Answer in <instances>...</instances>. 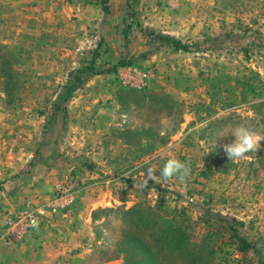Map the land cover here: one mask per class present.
Masks as SVG:
<instances>
[{
    "label": "rangeland",
    "instance_id": "374dc122",
    "mask_svg": "<svg viewBox=\"0 0 264 264\" xmlns=\"http://www.w3.org/2000/svg\"><path fill=\"white\" fill-rule=\"evenodd\" d=\"M106 6L101 28L93 27L73 52V64H43L35 34L0 26V151H33L70 170L81 163L79 173L92 171L90 180L116 193L118 201L92 210L85 226L72 222L83 264H147V248L160 264H264V141L238 162L224 150L240 125L264 137V0ZM3 9L0 0V21ZM143 29L169 34L186 48H157ZM92 53L95 68L116 67L92 75L55 111L64 77ZM120 76H141L145 86L124 84ZM68 124L89 131L70 133L68 141ZM169 157L190 164L186 183L173 178L165 186L148 180L143 190L135 187L150 168L158 176ZM80 191L78 185L77 198ZM68 212L49 217L65 219Z\"/></svg>",
    "mask_w": 264,
    "mask_h": 264
},
{
    "label": "crops",
    "instance_id": "0c3cea01",
    "mask_svg": "<svg viewBox=\"0 0 264 264\" xmlns=\"http://www.w3.org/2000/svg\"><path fill=\"white\" fill-rule=\"evenodd\" d=\"M2 1L4 9L1 13L0 26L3 31L8 33L10 32L8 29L13 27L19 32L23 27L21 33L35 34L34 39L39 41V47L44 49L42 63L60 66L77 62L73 52L77 53L82 49L85 42H88L90 31L96 26L101 28V19L103 22L108 14L103 5L107 3L113 9L117 0ZM26 24H29L30 29ZM98 43L100 50L102 42ZM69 73L64 77L65 82ZM102 76L111 77L109 74ZM57 95L58 92L55 96ZM68 125L67 132L63 133L65 140L68 141L74 138L70 133L84 134L85 131H89L85 129L86 124ZM99 135L101 137V134H96L95 137ZM1 143L4 142H0V148L3 147ZM32 152L27 154L21 152L16 156L6 153L4 155V152L0 151V233L4 227L6 214H15L17 210L23 209L32 210L47 204L55 187L71 175L79 180L80 195L65 219L64 216L48 217L36 229L22 228L21 235L15 240L6 242L0 238V264H83V252L74 249L75 243L79 245L81 243L72 222H76V228L85 226L90 220L92 210L104 207L107 202L114 204L118 201L117 195L107 188H100L93 179L90 180L94 178L92 175H95L91 173L92 171L85 170L79 173L80 168L84 169L81 163L73 165L72 162L74 167L70 170L69 167H64L67 163L65 161L63 165L59 162L53 165L48 160L49 157L38 158ZM57 156L59 157L57 161H62L61 150Z\"/></svg>",
    "mask_w": 264,
    "mask_h": 264
},
{
    "label": "built area",
    "instance_id": "2783aa9c",
    "mask_svg": "<svg viewBox=\"0 0 264 264\" xmlns=\"http://www.w3.org/2000/svg\"><path fill=\"white\" fill-rule=\"evenodd\" d=\"M120 76V80L124 84H130L135 88H142L145 86L141 76L135 77ZM78 183L72 178L67 179L65 182L58 184L53 190L52 197L45 205L39 206L32 210L24 209L17 210L15 214L6 215L4 219V227L0 233V238L6 242L15 240L21 235V229L33 230L38 228L46 219L57 212H66L71 206L78 195ZM48 213V214H47ZM33 221H36L38 227L33 226Z\"/></svg>",
    "mask_w": 264,
    "mask_h": 264
},
{
    "label": "clouds",
    "instance_id": "9594fccd",
    "mask_svg": "<svg viewBox=\"0 0 264 264\" xmlns=\"http://www.w3.org/2000/svg\"><path fill=\"white\" fill-rule=\"evenodd\" d=\"M232 135L235 137L234 142L224 147L225 153L231 162H238L241 159L249 158L246 154L257 151L261 146L260 142L264 141V137H261L254 129L245 125L237 126L233 130ZM190 173V164L175 157H169L165 161L158 176L150 168L146 179L136 184L135 187L138 190H143L147 186L148 180H153L155 183L165 186L173 178L179 180L181 184H184L190 176ZM33 226L38 227L36 221H33Z\"/></svg>",
    "mask_w": 264,
    "mask_h": 264
},
{
    "label": "trees",
    "instance_id": "16d2710c",
    "mask_svg": "<svg viewBox=\"0 0 264 264\" xmlns=\"http://www.w3.org/2000/svg\"><path fill=\"white\" fill-rule=\"evenodd\" d=\"M106 5L107 4H105L103 6H104V10L107 12L108 7ZM127 27H129V26H127ZM141 31H143L145 33V35L149 37L150 43H154V42L159 43L157 48H160L164 45H172V49H175V50H178L181 48L182 49L186 48L185 44H183L178 39H174L169 34H165L162 32H155V31L146 30V29H143ZM125 32H126V30H125ZM143 57H145V55ZM128 64H133V61H125V60H119L118 61V65H128ZM95 65H96L95 54L92 53L91 56H88V58L86 57L83 61H81L78 69H76L75 71H71L69 73L67 81L62 86L61 92L58 94L56 100L53 103L55 111L58 109V107L60 106V104L63 101L67 100L72 95L74 90L79 88L81 85L85 84L87 82V80L92 75L100 74L103 72H110L111 69L114 70V68L116 67L115 66V67L109 68V69L108 68L107 69H97V68H95L96 67ZM164 238L160 239L161 243H163V244H164V241H166ZM242 243L243 244L241 246V249L246 250V248L249 247L247 241L242 239ZM140 246H142V244ZM145 252L147 253V257H146V259L148 261L147 264H160L158 258L156 257V254L151 253L148 248L145 250Z\"/></svg>",
    "mask_w": 264,
    "mask_h": 264
}]
</instances>
